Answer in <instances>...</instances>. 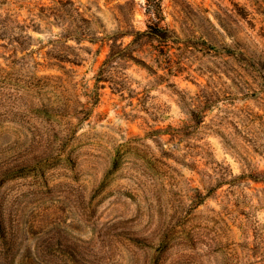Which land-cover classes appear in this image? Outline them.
Returning a JSON list of instances; mask_svg holds the SVG:
<instances>
[{
    "label": "rangeland",
    "instance_id": "rangeland-1",
    "mask_svg": "<svg viewBox=\"0 0 264 264\" xmlns=\"http://www.w3.org/2000/svg\"><path fill=\"white\" fill-rule=\"evenodd\" d=\"M159 3L0 0V264H264V0Z\"/></svg>",
    "mask_w": 264,
    "mask_h": 264
},
{
    "label": "trees",
    "instance_id": "trees-1",
    "mask_svg": "<svg viewBox=\"0 0 264 264\" xmlns=\"http://www.w3.org/2000/svg\"><path fill=\"white\" fill-rule=\"evenodd\" d=\"M160 0H146L147 9L148 12L152 13V16H154L153 20L156 21H149L147 23V30L143 33H138L140 35L145 34L149 37L156 38L160 41L167 40L170 36L168 34V29L161 26L157 21L161 20L163 21V18H161V5L159 3ZM110 39V38H109Z\"/></svg>",
    "mask_w": 264,
    "mask_h": 264
}]
</instances>
